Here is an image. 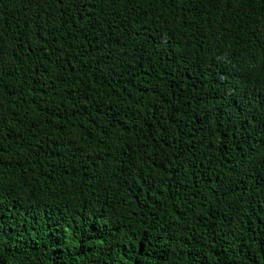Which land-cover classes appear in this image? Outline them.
Listing matches in <instances>:
<instances>
[{
	"label": "trees",
	"instance_id": "obj_1",
	"mask_svg": "<svg viewBox=\"0 0 264 264\" xmlns=\"http://www.w3.org/2000/svg\"><path fill=\"white\" fill-rule=\"evenodd\" d=\"M0 264H264V0H0Z\"/></svg>",
	"mask_w": 264,
	"mask_h": 264
}]
</instances>
